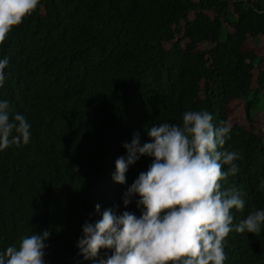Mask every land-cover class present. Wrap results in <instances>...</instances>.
<instances>
[{"label": "trees", "instance_id": "1", "mask_svg": "<svg viewBox=\"0 0 264 264\" xmlns=\"http://www.w3.org/2000/svg\"><path fill=\"white\" fill-rule=\"evenodd\" d=\"M7 58L0 100L10 117L25 115L27 145L0 151V252L23 235L49 230L45 264H98L77 247L85 222L111 208L142 215L127 189L154 157L114 181L116 160L139 134L161 123L182 124L205 110L230 124L221 150H235L238 172L222 188L242 187L233 227L264 210V0H40L0 45ZM227 169V166H224ZM100 211H96V205ZM224 264H264L259 234L232 231Z\"/></svg>", "mask_w": 264, "mask_h": 264}, {"label": "clouds", "instance_id": "2", "mask_svg": "<svg viewBox=\"0 0 264 264\" xmlns=\"http://www.w3.org/2000/svg\"><path fill=\"white\" fill-rule=\"evenodd\" d=\"M40 0H0V45L30 16ZM8 59H0V88L6 82ZM231 125L213 123L205 110L186 111L182 124L161 123L148 129L152 142L141 145L139 134L123 147L127 155L116 160L115 182L126 184V174L142 156L154 157L146 172L127 189L124 205L138 196L142 215L109 208L95 223L85 222L77 247L84 260H95L102 249L111 250L98 264H224L223 243L234 230L259 234L264 210L252 211L233 227L232 210L245 208L242 187L222 188L238 172L235 150H221L230 139ZM31 125L25 115L10 117L9 103L0 100V151L27 145ZM227 169H224V166ZM260 187L264 189V181ZM100 211V205H96ZM51 232L23 235L19 246L0 252V264H45L46 241Z\"/></svg>", "mask_w": 264, "mask_h": 264}, {"label": "rangeland", "instance_id": "3", "mask_svg": "<svg viewBox=\"0 0 264 264\" xmlns=\"http://www.w3.org/2000/svg\"><path fill=\"white\" fill-rule=\"evenodd\" d=\"M257 106H258L257 108L262 107L263 109H257L255 111V117L258 119L264 120V99L259 101Z\"/></svg>", "mask_w": 264, "mask_h": 264}]
</instances>
